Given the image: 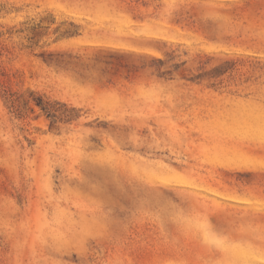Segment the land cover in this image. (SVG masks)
<instances>
[{"label": "rangeland", "instance_id": "1", "mask_svg": "<svg viewBox=\"0 0 264 264\" xmlns=\"http://www.w3.org/2000/svg\"><path fill=\"white\" fill-rule=\"evenodd\" d=\"M0 264H264V0H0Z\"/></svg>", "mask_w": 264, "mask_h": 264}, {"label": "trees", "instance_id": "2", "mask_svg": "<svg viewBox=\"0 0 264 264\" xmlns=\"http://www.w3.org/2000/svg\"><path fill=\"white\" fill-rule=\"evenodd\" d=\"M63 34H66L68 36L76 35L77 31L76 30H65ZM158 62L163 63V60L158 59Z\"/></svg>", "mask_w": 264, "mask_h": 264}]
</instances>
